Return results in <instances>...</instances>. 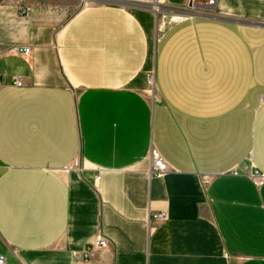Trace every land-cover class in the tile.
<instances>
[{
  "label": "crops",
  "instance_id": "1",
  "mask_svg": "<svg viewBox=\"0 0 264 264\" xmlns=\"http://www.w3.org/2000/svg\"><path fill=\"white\" fill-rule=\"evenodd\" d=\"M0 83L6 264H264V0H0Z\"/></svg>",
  "mask_w": 264,
  "mask_h": 264
},
{
  "label": "built area",
  "instance_id": "2",
  "mask_svg": "<svg viewBox=\"0 0 264 264\" xmlns=\"http://www.w3.org/2000/svg\"><path fill=\"white\" fill-rule=\"evenodd\" d=\"M94 1L124 2L139 8L150 10L156 14L164 13L163 10H165V7L168 4V0H94ZM215 1L216 0H204V1L190 0V3L187 7L172 9L173 12L172 13L173 15L171 17L172 23L186 20L195 15L212 14ZM30 11H31V7L21 8V13L24 15H28ZM9 52L23 55L26 59H29L30 56L32 55V48L30 46H15L10 48ZM14 84L17 86L24 85L23 81L18 78L14 80ZM152 157H153L152 171L159 176L165 174L169 169V164L165 160V158L155 149L152 151ZM232 173L238 175L239 171L237 170V168H234V170H232ZM250 175L258 185H260L264 180V176L261 175L256 170L252 171ZM153 219L156 220L157 222H163L167 219V215L164 213H154ZM109 244H110L109 238L104 234L99 233L96 235L94 241L85 247L83 251V257L86 260H88L96 250L106 249L108 248ZM0 264H6L5 256L1 254H0Z\"/></svg>",
  "mask_w": 264,
  "mask_h": 264
},
{
  "label": "rangeland",
  "instance_id": "3",
  "mask_svg": "<svg viewBox=\"0 0 264 264\" xmlns=\"http://www.w3.org/2000/svg\"><path fill=\"white\" fill-rule=\"evenodd\" d=\"M172 9L174 8L167 4L165 10H163L164 13L156 14L151 11L155 15L158 36L161 35L163 31H165L172 24Z\"/></svg>",
  "mask_w": 264,
  "mask_h": 264
}]
</instances>
